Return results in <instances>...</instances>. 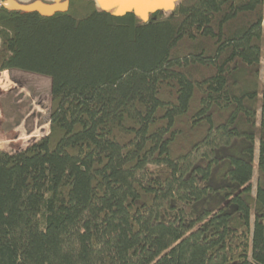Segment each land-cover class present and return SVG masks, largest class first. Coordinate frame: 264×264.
<instances>
[{
  "label": "trees",
  "instance_id": "obj_1",
  "mask_svg": "<svg viewBox=\"0 0 264 264\" xmlns=\"http://www.w3.org/2000/svg\"><path fill=\"white\" fill-rule=\"evenodd\" d=\"M68 5L0 8V72L51 85L0 150V264H264V0Z\"/></svg>",
  "mask_w": 264,
  "mask_h": 264
},
{
  "label": "rangeland",
  "instance_id": "obj_2",
  "mask_svg": "<svg viewBox=\"0 0 264 264\" xmlns=\"http://www.w3.org/2000/svg\"><path fill=\"white\" fill-rule=\"evenodd\" d=\"M50 87L46 76L15 70L0 72V150L24 148L47 135ZM251 183L255 187V174Z\"/></svg>",
  "mask_w": 264,
  "mask_h": 264
},
{
  "label": "water",
  "instance_id": "obj_3",
  "mask_svg": "<svg viewBox=\"0 0 264 264\" xmlns=\"http://www.w3.org/2000/svg\"><path fill=\"white\" fill-rule=\"evenodd\" d=\"M98 9L112 12L116 16L134 13L142 22H145L156 11H171L178 0H94ZM68 0H33L29 4H22L15 0L0 2V8L21 11L25 13L36 12L39 15L51 16L55 12H64L68 9Z\"/></svg>",
  "mask_w": 264,
  "mask_h": 264
},
{
  "label": "crops",
  "instance_id": "obj_4",
  "mask_svg": "<svg viewBox=\"0 0 264 264\" xmlns=\"http://www.w3.org/2000/svg\"><path fill=\"white\" fill-rule=\"evenodd\" d=\"M2 1H4V0H0V2H2ZM16 2H20V3H22V4H29L32 0H15ZM46 1H52V0H46ZM17 72H19V71H17ZM22 72V71H21ZM25 73V72H24ZM26 74V73H25ZM28 74V73H27ZM2 149H4V148H2ZM7 151V150H6Z\"/></svg>",
  "mask_w": 264,
  "mask_h": 264
}]
</instances>
